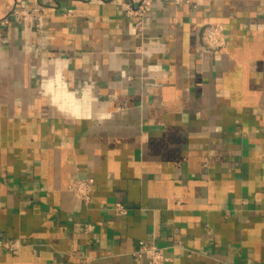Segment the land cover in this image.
Wrapping results in <instances>:
<instances>
[{"label":"crops","instance_id":"obj_1","mask_svg":"<svg viewBox=\"0 0 264 264\" xmlns=\"http://www.w3.org/2000/svg\"><path fill=\"white\" fill-rule=\"evenodd\" d=\"M124 2L0 0V264H264V0Z\"/></svg>","mask_w":264,"mask_h":264},{"label":"built area","instance_id":"obj_2","mask_svg":"<svg viewBox=\"0 0 264 264\" xmlns=\"http://www.w3.org/2000/svg\"><path fill=\"white\" fill-rule=\"evenodd\" d=\"M176 4L182 5L185 0H173ZM154 0H125L124 9L126 14L135 19V27L139 31L144 29L145 18L152 10ZM39 8L28 9L25 7H15L12 12L2 21L9 22L8 19L12 16L18 21L28 22L33 16L38 15ZM203 45L207 49H219L226 44V37L221 23L209 24L203 31ZM94 179L78 178L70 184V190L73 194L85 203L92 200ZM115 208L119 214L128 213V206L122 202H117ZM96 228L95 224L87 223L86 231L92 232ZM21 247L19 239L0 237V250H18ZM137 262L147 259L150 264H167L170 258L166 255V247L160 246L155 242L144 241L140 244L137 250L133 252Z\"/></svg>","mask_w":264,"mask_h":264},{"label":"bare ground","instance_id":"obj_3","mask_svg":"<svg viewBox=\"0 0 264 264\" xmlns=\"http://www.w3.org/2000/svg\"><path fill=\"white\" fill-rule=\"evenodd\" d=\"M75 104H76V103H75ZM75 104H74V105H75ZM77 104H78V103H77ZM74 108H75V107H74Z\"/></svg>","mask_w":264,"mask_h":264}]
</instances>
